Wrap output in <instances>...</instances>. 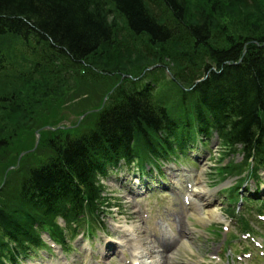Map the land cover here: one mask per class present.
Masks as SVG:
<instances>
[{
	"label": "trees",
	"instance_id": "trees-1",
	"mask_svg": "<svg viewBox=\"0 0 264 264\" xmlns=\"http://www.w3.org/2000/svg\"><path fill=\"white\" fill-rule=\"evenodd\" d=\"M222 1L243 0H204L197 16L191 15L184 0H0V38L12 34L29 55L28 71L11 64L7 76L24 71L33 83L36 75L52 80L74 71L89 74L96 60L112 65L98 58L107 60L101 53L120 46V21L153 63L163 57L154 55V48L167 46L172 61L180 66L171 80L162 83L161 91L159 72L145 73L140 80L129 78L92 126L76 134L70 130L54 134L49 142L52 158L30 167L17 198L0 207V264H5V257L15 261L17 250H24L27 243H40L41 224L53 226L68 207L90 213L97 209L101 189L97 176L138 148L147 150L144 156L151 153L148 133L156 128H165L157 146L163 154L173 149V143L187 145L211 128L219 130L222 142L233 150L242 143L247 155L262 153L257 133L264 132V45L222 22L218 13ZM112 11L119 14L114 15L116 21L108 15ZM260 38L263 43L264 35ZM3 54L0 67L5 64ZM145 65L143 72L150 66ZM209 69L208 78L196 84ZM170 94L180 95L177 103L189 102L172 106ZM18 97L16 92L0 91V106L19 104ZM177 109L180 114L173 117ZM99 143L97 149L92 147Z\"/></svg>",
	"mask_w": 264,
	"mask_h": 264
},
{
	"label": "rangeland",
	"instance_id": "rangeland-1",
	"mask_svg": "<svg viewBox=\"0 0 264 264\" xmlns=\"http://www.w3.org/2000/svg\"><path fill=\"white\" fill-rule=\"evenodd\" d=\"M186 8L191 15L197 16L203 11L204 0H184ZM221 6L218 13L223 19L228 28L234 27L245 33L247 36L259 37L264 32V0H243L239 3H231L230 1L218 2ZM217 14V12H215ZM202 14V13H201ZM220 20L215 19V22ZM214 22V20H213ZM225 28H222L224 33ZM119 26L117 33V43L120 46L110 47V51L107 53V60L100 58L104 63H113L112 65H104L96 60L95 73L85 74L77 73L76 71L67 73L61 78H53L52 80L46 79V77L36 75L35 82L28 81L29 78L21 76L17 81H9L1 84L0 91L5 92L7 90L16 92L19 104H8L5 108L0 106V207L9 204L8 200L12 197L17 198L19 194L21 182L27 172L35 165L43 163L50 153L51 147L49 142H52L54 134H58L60 131L70 130L71 134H76L77 131L87 129L97 120L98 116H101L104 110L109 104V100L119 87L130 83L131 73L143 72L145 64H150V70L146 73L159 72L158 78H163L160 82V91L163 90L164 83L169 79L171 73L162 70L153 63L152 58L147 56L142 46H138L137 42H129L126 40V34ZM222 33V34H223ZM221 34V35H222ZM153 63V64H152ZM103 70L97 69V67ZM172 72H176L180 66L176 63L172 64ZM141 68H143L141 70ZM216 68V67H214ZM108 69L106 72L104 70ZM113 71L111 73L110 71ZM264 74V70L262 71ZM98 74V75H96ZM121 74H124L122 76ZM141 74V73H139ZM139 74H134L137 76ZM96 75V76H95ZM172 75V74H171ZM144 76V75H143ZM224 83V82H221ZM175 99V98H174ZM3 108V109H2ZM6 110V111H5ZM52 131V132H50ZM223 149L221 150V156L223 155ZM227 151V148H225ZM181 155L182 159L192 162V158L186 155ZM230 158L225 160L223 165H226L231 160L235 163L242 165V154L234 152ZM221 156L218 158L220 159ZM219 159L214 160V166L220 164ZM229 172L234 173V164L230 163ZM209 168L206 170V165L202 167L203 172V185L205 188H213L217 185H221L222 189H219V198L222 202L226 200V193L222 192L226 188H230L235 183L237 177H230L222 182V178H219L216 169ZM218 168V167H217ZM126 170L119 174H112V177L106 185L109 186V191L117 198L120 203H123V213L125 215H117L114 210L113 215H108L106 224L109 227L111 236L114 237L112 243H105L104 237H101V243H105L107 252L109 249L113 251L115 247V240L121 235L122 230L113 226L112 221H115L118 217L127 218L131 223L137 224L140 221V215L135 213L128 198L125 195L128 190H132L134 183H130V177L126 173ZM138 176L135 173L132 177L134 180ZM215 182V183H213ZM253 186V183H250ZM211 196L212 194H204V197ZM112 196V197H113ZM115 200V199H114ZM131 201V200H130ZM132 202V201H131ZM134 203V202H132ZM258 205V204H257ZM257 205L253 206L254 210L251 214V219L256 223L258 230L264 232V227H261L258 219V214L255 211L258 209ZM220 208V206H217ZM129 208V210H127ZM207 209H214V207L205 208L204 218L197 219L194 212L188 213L185 221L183 219L178 221L177 227H182V231H188L189 234H185V238L177 248H175L171 254L174 256L167 260V264H243V261L239 258H243L247 264H264V261L255 260V256H246L237 249H242V246L238 248L229 249L226 243L227 238L232 234H237L236 222L231 220L224 212L226 220L219 218L211 219ZM136 214V215H134ZM190 216H192L190 218ZM116 224L125 228V226L133 225L131 223L115 221ZM59 223H64L62 219H59ZM196 226V228H192ZM192 228V229H191ZM159 231L165 237L168 238L167 227H162L159 224ZM191 231V232H190ZM101 232L98 233V235ZM189 235L191 237L189 238ZM258 241H263L262 238H255ZM86 244V248H89V241L80 239ZM240 241V239H238ZM77 245V242H74ZM96 242L93 241V247ZM81 247V246H80ZM115 250V249H114ZM259 251V249H256ZM68 260H72L75 251L70 248ZM109 254V253H107ZM59 255L55 256L47 255L44 251H37L23 260L22 264H50L58 263ZM237 257L239 259H237ZM118 264H122L118 262Z\"/></svg>",
	"mask_w": 264,
	"mask_h": 264
},
{
	"label": "bare ground",
	"instance_id": "bare-ground-1",
	"mask_svg": "<svg viewBox=\"0 0 264 264\" xmlns=\"http://www.w3.org/2000/svg\"><path fill=\"white\" fill-rule=\"evenodd\" d=\"M108 15L110 16V18L111 19H113V20H115L116 21V18H115V16L116 15H119V14H117V13H115V12H113L112 11V13H109L108 12ZM115 15V16H114ZM118 21H120V20H118ZM119 25H120V27L122 28V30L124 31L123 33H125L126 34V32H127V29H126V23L125 22H117ZM126 40L127 41H129V42H137V41H134L131 37H130V35L128 34H126ZM138 46H140L139 44H138ZM166 47L167 46H162V48H160V49H156V48H154V50H153V53H154V55H158V54H160V55H162L163 57H161L162 59H161V62L160 63H157V64H155L157 67H160L162 70H165V71H167V72H169V73H171L172 74V76H169V79L168 80H171L173 77H174V73L172 72V64H174L175 62H173L172 61V59H171V55H170V51L168 50L167 51V49H166ZM109 51H105L104 53H101V54H106L105 55V58H107V56H108V53ZM96 53H99V52H96ZM98 57L100 56V55H98V54H96ZM146 55L147 56H149L147 53H146ZM159 55V56H160ZM101 56H103V55H101ZM150 57V56H149ZM98 59H100V58H98ZM153 66V65H152ZM152 66L150 67V68H152ZM172 69V70H171ZM160 78V77H159ZM139 79H142V77L140 78L139 77ZM163 79V78H162ZM161 79V80H162ZM172 98H175L173 95H169V99H172ZM187 102H189V100L187 99V100H182V99H179V101H178V103H173V105L176 107V105H179V104H181L182 103V106H183V104L185 105V104H187ZM175 124H173L172 126H174ZM150 143H152V144H157V145H159V143H156V142H154L153 141V139H151L150 140ZM100 145V143L99 144H93V148H96V146H99ZM160 146V145H159ZM97 149V148H96ZM151 155L152 156H155V153H151ZM189 172V171H188ZM204 185H203V177H201V179L199 180V186H198V188H200V190L197 188V190L199 191V192H202V190L203 189H205L204 187H203ZM146 190V189H145ZM207 190V189H206ZM209 200H211V199H208V201ZM199 211H198V216L197 217H199L200 219H202V217H203V213H202V210H201V208H199L198 209ZM208 213H209V216L212 218V219H214V218H220V219H222V214H221V211L220 210H218V208L217 207H215L214 209H212V210H208L207 211ZM121 230H122V233H125V232H128L129 233V235L131 234L132 236H134L135 237V240H134V242L132 243V245H133V247H135V250L137 251L138 249H141V253L142 254H145L148 250H149V248H148V246H146L145 245V242H143L142 241V239L140 238V237H137V239H136V235H138V233L140 232L139 231V227H138V225L136 224V225H131V226H125V228H121V227H119ZM126 241H127V239H123V237H121L120 239H118V238H116V240H115V243L118 245L119 244V246H122L123 245V243L125 244L126 243ZM149 253V252H148ZM137 255L138 254H140V252H138V253H136ZM151 257V256H150ZM139 258L140 259H142L141 258V256H139ZM139 258H136L135 259V263L137 264V262H138V260H139ZM147 264H156V261L153 259V257H152V259H151V261H149V263H147Z\"/></svg>",
	"mask_w": 264,
	"mask_h": 264
}]
</instances>
